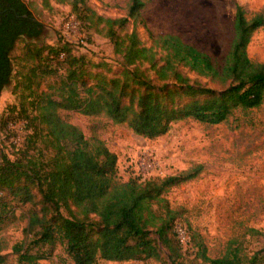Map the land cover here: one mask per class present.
<instances>
[{
    "label": "trees",
    "instance_id": "1",
    "mask_svg": "<svg viewBox=\"0 0 264 264\" xmlns=\"http://www.w3.org/2000/svg\"><path fill=\"white\" fill-rule=\"evenodd\" d=\"M70 3L80 24L86 18L96 26L102 23L99 30H105L114 52L122 56V67L116 75L107 77L88 70L82 56L72 53L71 42L62 41L60 46L26 43L19 59H49L61 75L49 85L50 91L31 99L34 115L30 116L25 109L10 117L0 115V126L6 127L11 119L20 118L28 130L32 129L25 139L27 147L29 140L34 143L39 137L44 147L51 149L46 160L35 155L10 158L0 153V216L10 206L7 197L19 203L37 200L41 207L27 211L24 232L33 233L35 244L47 245L46 250H32L23 240L12 244V251L17 254V264H36L39 259L50 258L60 241L73 264H97L100 259L162 261L156 239L177 254L182 247L176 231L181 210L172 207L164 193L195 177L201 164L162 177L131 176L121 180L117 154L103 139L86 137L80 127L63 118L58 110L102 114L114 122L125 123L135 133L153 138L165 133L178 119L191 117L218 123L226 120L235 108L258 106L264 99V61L252 59L247 45L253 32L264 24V13L258 11L249 16L236 2L228 49L222 60L216 61L177 33H150L151 46L141 42L135 28L120 35L116 27H124L130 19L133 24L143 22L144 0H128L126 15L120 17L99 14L86 0ZM43 32L44 23L24 0H0V94L11 79L10 52L17 39L38 38ZM154 45L162 51L161 56L157 57ZM141 62L154 69L161 83L139 69ZM39 66L35 65L30 72L36 74ZM181 66L226 85L216 89L190 81ZM30 86L29 81L27 87ZM29 90L34 95L33 89ZM187 96L189 99L181 101ZM61 207L67 209L66 215ZM49 210L51 214L47 215ZM244 232L258 235L264 242V227L245 226ZM187 234L191 243L188 228ZM195 244L198 256L207 264L264 261V245L244 257L237 236L230 237L224 252L213 257L206 253L202 239ZM3 249L0 239V264H12ZM169 264L180 263L171 258Z\"/></svg>",
    "mask_w": 264,
    "mask_h": 264
},
{
    "label": "rangeland",
    "instance_id": "2",
    "mask_svg": "<svg viewBox=\"0 0 264 264\" xmlns=\"http://www.w3.org/2000/svg\"><path fill=\"white\" fill-rule=\"evenodd\" d=\"M31 12L44 23L43 34L34 39L20 37L10 52L12 74L10 82L0 94V115L10 117L24 112L30 116L35 111L31 99L50 91L61 70H54L51 61H23L19 59L26 43L60 46L72 43V53L82 56L85 67L110 77L121 69L122 56L113 50V42L105 30H99L89 19L80 24L71 11L70 0H24ZM143 22L133 24L130 19L122 28L123 35L135 28L139 39L147 46L153 45L151 34L173 32L207 51L213 59L221 61L232 36L235 3H240L247 15L264 13V0H144ZM128 0H86V4L104 16L126 15ZM157 57L162 51L157 45ZM48 50V49H47ZM47 50L43 54L46 55ZM248 55L264 61V24L252 34L247 45ZM33 74L31 68L38 65ZM145 75L161 83L147 62L138 64ZM190 81L216 89L226 84L213 81L186 67H179ZM48 71V72H47ZM34 95L29 94L27 87ZM189 97H183L185 101ZM66 120L76 124L86 137H99L117 154V173L121 180L131 176L142 178L162 177L178 173L201 164L199 173L184 182L170 187L165 193L172 207L181 210L177 231L182 239L178 254L156 239L162 261L147 259L143 264H169L171 258L180 264H207L197 254L195 242L202 239L209 256L221 255L232 236L240 238L241 255L247 257L264 245L255 234L244 232L245 226L264 227V99L258 106L235 108L226 120L206 123L187 117L170 124L169 129L156 137L148 138L135 133L125 123L114 122L105 115H85L75 110L59 109ZM32 129L25 127L20 118L11 119L6 127L0 126V153L10 158L35 155L46 160L51 149L45 148L39 137L28 145L26 136ZM29 137V136H28ZM38 197V196H37ZM7 211L0 216V239L9 262L17 264V254L12 244L25 241L32 250L47 249V245L33 242V233H25L26 214L38 210L41 204L19 203L9 197ZM37 199V198H36ZM63 214L67 209L60 208ZM50 210L47 215H50ZM187 228L192 240H188ZM194 232V233H193ZM170 235L171 232H168ZM154 236V234H152ZM172 254V256H171ZM100 259L97 264H105ZM36 264H73L58 241L50 258L39 259ZM114 264H133L132 261ZM264 264V261H263Z\"/></svg>",
    "mask_w": 264,
    "mask_h": 264
},
{
    "label": "built area",
    "instance_id": "3",
    "mask_svg": "<svg viewBox=\"0 0 264 264\" xmlns=\"http://www.w3.org/2000/svg\"><path fill=\"white\" fill-rule=\"evenodd\" d=\"M176 231H177V225H176ZM177 233H178V231H177ZM188 235V234H187ZM178 237L180 238V240H181V242H182V239H181V237L179 236V234H178ZM183 243V242H182ZM132 263L133 264H143V261L142 260H139V259H135V260H132Z\"/></svg>",
    "mask_w": 264,
    "mask_h": 264
},
{
    "label": "crops",
    "instance_id": "4",
    "mask_svg": "<svg viewBox=\"0 0 264 264\" xmlns=\"http://www.w3.org/2000/svg\"><path fill=\"white\" fill-rule=\"evenodd\" d=\"M132 261V260H131ZM105 264H114L115 262H121V261H116V260H105Z\"/></svg>",
    "mask_w": 264,
    "mask_h": 264
}]
</instances>
